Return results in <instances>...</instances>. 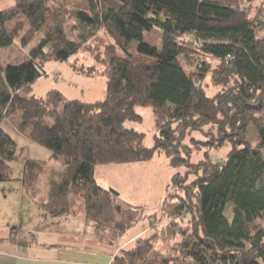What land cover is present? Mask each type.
Wrapping results in <instances>:
<instances>
[{"label":"trees","instance_id":"16d2710c","mask_svg":"<svg viewBox=\"0 0 264 264\" xmlns=\"http://www.w3.org/2000/svg\"><path fill=\"white\" fill-rule=\"evenodd\" d=\"M253 10L251 16L239 0H14L0 11V50L16 38L26 47L41 33L26 60L0 64V124L19 114L18 132L61 166L37 203L46 162L26 160L21 181L29 198L54 218L82 209L119 237L128 229L118 219L119 194L96 183L95 168L148 162L156 154L178 167L185 134L215 127L217 143L231 147L226 159L194 165L201 175L189 188L193 194L185 187V198L167 197L160 210L173 225L187 221L178 235L190 264H264V0ZM101 30L114 40L102 59L103 100H68L57 90L29 95L45 63L68 61ZM153 30L159 49L143 41ZM132 42H139L137 54L128 52ZM195 55L186 71L180 58ZM207 77L220 88L212 97L199 86ZM137 107L151 108L155 119L150 148L142 133L125 127L141 121ZM15 155L16 144L0 128V183L11 180L7 163ZM172 183L182 181L175 175ZM156 240L155 233L137 238L111 264H168L153 252Z\"/></svg>","mask_w":264,"mask_h":264},{"label":"rangeland","instance_id":"374dc122","mask_svg":"<svg viewBox=\"0 0 264 264\" xmlns=\"http://www.w3.org/2000/svg\"><path fill=\"white\" fill-rule=\"evenodd\" d=\"M243 7H251V16L254 8L260 0H239ZM14 0H0V11L13 6ZM70 8V7H69ZM72 21L69 22L67 31L70 32ZM14 23L11 25L13 27ZM41 39V33L26 47L21 46L20 39L16 38L13 45L7 49L0 50V64L19 63L26 60L30 50L35 47ZM143 41L157 49L161 47V37L156 30L145 32ZM139 42H132L128 52L137 54ZM114 45V40L105 31H99L89 40L81 50L71 56L66 62H48L43 66V76L32 86L29 95L43 98L51 90L61 92L68 100H80L87 103H95L104 98L105 79L101 73L104 70L103 61L106 48ZM118 57H126L127 54L120 49L115 50ZM181 64L186 71H191L198 61L193 58L181 57ZM211 66L214 62L208 60ZM94 72L90 77L84 72ZM207 96L212 97L219 87L212 85L207 77L200 85ZM136 113L141 117L140 122H126L125 127L131 128L144 135L143 145L147 148L153 146L154 136L158 133L155 119L151 108L137 107ZM21 123V117L16 114L2 120L0 128L16 144V155L7 163L11 180L0 183V228L9 225L12 232L18 231L23 237H28L26 228L28 224V208L35 210L36 205L27 195L22 186V171L26 160L47 161L45 172L36 183V196L34 201L40 202L47 191V181L51 172L61 168L60 164L51 160V152L21 135L17 127ZM251 134H249L250 136ZM217 132L215 127H205L202 131H192L182 138L183 159L178 167H171L163 154H156L148 162L132 164H120L117 166L131 165L134 167L120 169H101L97 171L96 179L103 185L115 187L120 194L118 203L121 214L118 219L128 227L125 234L118 238L123 241L133 237L137 229L145 228L150 231L144 234L149 237L156 234L157 240L153 252L158 259L166 260L168 264H190L189 258H182L181 237L178 235L179 228H186L187 221L171 224V220L160 210L161 203L168 197V201L178 203L180 198H185V189L193 194V182L201 175L194 165H199L208 160L215 166H220L226 159L231 147L228 144L217 143ZM256 144V143H254ZM115 168V167H114ZM97 170V168L95 169ZM116 170V171H115ZM179 176L182 181L181 187L172 183L173 176ZM112 185V186H111ZM186 187V188H185ZM187 190V191H188ZM35 204V205H34ZM78 205L76 204L75 207ZM39 208V207H38ZM159 209V210H158ZM80 210V209H78ZM34 213V211H32ZM143 221V222H142ZM22 237V236H21ZM126 249V248H125Z\"/></svg>","mask_w":264,"mask_h":264},{"label":"crops","instance_id":"0c3cea01","mask_svg":"<svg viewBox=\"0 0 264 264\" xmlns=\"http://www.w3.org/2000/svg\"><path fill=\"white\" fill-rule=\"evenodd\" d=\"M134 166H97L95 181L100 187L108 189L96 179L97 171ZM109 189L120 196L121 192L115 187ZM119 199L118 203L122 204ZM28 212L27 238L21 232H12L9 225L0 228V264H111L120 250L131 249L137 238H143L150 231V227L149 230L137 229L133 237L123 241L110 229L97 227L88 221L82 209L58 218L46 215L37 206L35 210L28 208Z\"/></svg>","mask_w":264,"mask_h":264}]
</instances>
